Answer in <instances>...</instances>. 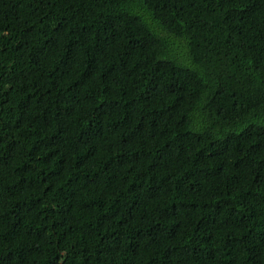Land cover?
<instances>
[{"label":"trees","instance_id":"obj_1","mask_svg":"<svg viewBox=\"0 0 264 264\" xmlns=\"http://www.w3.org/2000/svg\"><path fill=\"white\" fill-rule=\"evenodd\" d=\"M0 264H264V0H0Z\"/></svg>","mask_w":264,"mask_h":264}]
</instances>
